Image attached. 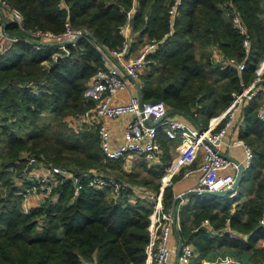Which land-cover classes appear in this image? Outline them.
<instances>
[{"label":"trees","instance_id":"obj_1","mask_svg":"<svg viewBox=\"0 0 264 264\" xmlns=\"http://www.w3.org/2000/svg\"><path fill=\"white\" fill-rule=\"evenodd\" d=\"M173 1L4 0L20 13L23 31L0 15L4 34L14 39L0 52V264H145L151 203L136 197L134 188L158 190L169 164L167 147L160 143L164 155L159 165L146 167L141 160L150 177L136 178L137 172H126L121 160H104L93 127L82 119L95 104L85 91L101 67L98 53L83 39L43 44L28 32L59 35L67 23L88 30L95 46L114 49L131 9L129 26L137 33L136 42L157 43L139 79L141 101H160L170 114L193 121L196 114V122L204 125L229 105L240 83H250L264 59V0H180L170 26ZM233 17L248 36L247 50ZM213 51L243 61L245 68L237 73L212 60ZM259 97L242 110L238 138L249 145L252 162L237 195L190 194L177 204L178 237L194 247L188 264L223 256L240 264H264V225L259 224L264 219V125L255 117ZM23 153L47 166L68 167L82 189L74 196L70 181L61 180L49 199L23 214L16 197L20 186L11 177L29 168ZM94 174L112 176L117 195L109 187H88L86 180ZM162 195L167 208L171 187H164ZM189 215L192 227L186 224ZM225 228L237 236H215Z\"/></svg>","mask_w":264,"mask_h":264},{"label":"built area","instance_id":"obj_2","mask_svg":"<svg viewBox=\"0 0 264 264\" xmlns=\"http://www.w3.org/2000/svg\"><path fill=\"white\" fill-rule=\"evenodd\" d=\"M180 0H174L168 8L169 25L176 12ZM62 7V5H59ZM5 13L18 29L22 30V19L20 13L9 7L4 0H0V12ZM131 9L126 11L124 24L118 29L122 36L119 47L103 50L95 46L91 40L90 33L86 29H71L67 23L59 35L46 31L28 32L39 43L51 44L60 40L83 39L94 47L99 56L101 67H99L89 79V88L85 95L91 97L95 104L92 109L85 112L82 119L93 125L100 153L104 160H122L124 158L139 157L149 166L159 164L161 155L160 139L163 138L174 143L175 157L167 168V176L161 180V186L157 192L134 188V194L138 198L145 199L151 203L148 214L147 232L149 243L145 249V264H168L171 248L170 237L174 227L178 234L176 224L178 206L173 204L176 196L169 207L163 208L162 194L164 187L170 184L172 176L180 174L181 179H192L194 181L192 191L221 192L230 190L235 176L236 166L222 153V149L240 147L242 152V164L244 169L250 167L252 152L246 143L237 139H230L226 143L223 138L227 131L236 124L237 113L258 94L263 93L264 79H256L248 85L240 83V91L232 94V100L223 111L221 126H203L191 119H185L178 114H170L164 103L144 102L139 96V79L146 66L147 56L157 49V43L145 42L134 53L131 54L130 44L132 39L130 33L129 19ZM238 34L242 36L241 46L247 50L249 45L248 36L237 17L232 19ZM2 26H0V37L5 38ZM8 37V36H6ZM11 41L13 38L8 37ZM212 60L233 67L237 73L245 68L243 61L234 58L223 59L220 54L213 51ZM37 92V91H36ZM196 119V114L192 115ZM256 119L264 125V98L258 102L255 113ZM125 118L120 135V141L112 145L111 133L108 122H114ZM147 122H156L149 125ZM25 164L31 166L25 173L27 181L16 182L20 186L21 212L27 214L32 207L38 206L50 198L52 190L57 187L61 180H68L72 185L73 195L76 196L82 189L79 178L67 169L47 166L42 161L23 153ZM13 168H9L12 171ZM21 172V173H22ZM26 184V186H25ZM90 188L109 187L114 195L119 192V186L112 179H106L100 174L91 175L86 180ZM19 195V193H18ZM229 196H235L231 190ZM33 202L30 206V202ZM179 203V202H178ZM205 222V221H204ZM264 225V219L259 221ZM207 233H211L210 226L202 223ZM229 237L237 235L228 228L215 232L220 237L223 233ZM179 251L177 255L178 264H188L194 256V247L191 243L179 240ZM209 264H240L234 262L230 257H220Z\"/></svg>","mask_w":264,"mask_h":264},{"label":"crops","instance_id":"obj_3","mask_svg":"<svg viewBox=\"0 0 264 264\" xmlns=\"http://www.w3.org/2000/svg\"><path fill=\"white\" fill-rule=\"evenodd\" d=\"M0 15H5V13H3L2 11L0 12ZM6 17V15H5ZM132 36V39H135L136 41L138 40V37H137V33L135 32H132L131 28H130V32H129ZM2 41H5V40H2ZM4 42H1L0 41V52L4 51L5 50V47H3L1 44H3ZM133 43H136L135 41H131V44H130V51L132 49V46H135ZM5 44V43H4ZM140 44V43H139ZM3 48H2V47ZM256 79H264V59L262 61H260L257 65V67L255 68L254 70V76L251 78L250 82H252L253 80H256ZM263 84V93L260 94V97L258 98V102L264 98V83ZM89 88V81L88 83L86 84V90ZM242 110L243 108L237 113L236 115V118H237V122L236 124H234L228 131L227 133L225 134L223 140L228 143L230 141V139H237V140H240L238 138V133H239V130L240 128L242 127V120H243V113H242ZM224 111V110H223ZM223 111L220 112L217 116H214L212 118H209L207 120V122L203 125V126H208V125H211V126H216V128L220 127L221 126V120H222V117H223ZM186 120L189 119L188 117H184ZM125 118H120L114 122H108V128L110 130V133H111V138H112V145H116L119 143L120 141V135H121V132H122V127H123V124L125 122ZM192 120V119H191ZM195 123H198L200 124L198 121L196 122L197 119H194ZM201 125V124H200ZM160 143L163 141L164 142V145L167 147V152H168V155L169 157H175V150H174V143H170L168 141H166L165 139L161 138L160 139ZM242 141V140H241ZM245 143V142H244ZM223 155L225 157H228V158H231V159H234V160H237V161H241L242 160V152H241V149L240 147H232V148H229V149H222L221 150ZM164 155V148L162 147L161 145V155H160V161H159V164L161 163V159ZM170 158L169 160V164L166 166L165 168V174L167 176L168 172H167V168L170 166V163L171 161L173 160V158ZM131 158H137V157H130L129 159ZM138 159L142 160L141 158L138 157ZM143 161V160H142ZM145 163V162H144ZM159 164H156V165H159ZM151 166H155V165H151ZM164 174V176H165ZM163 176V177H164ZM162 179V178H161ZM194 185V181L190 178L188 179H181L180 178V174H177V175H174L172 176L171 180H170V184L168 185L169 187H171V191H172V196H175V195H179L181 193H184L186 192L187 190H190ZM237 187L236 186L234 188V191L237 193ZM160 188V187H159ZM188 196V195H187ZM186 197V196H185ZM185 197L179 201V203H182V202H185ZM234 197V196H233ZM246 198V195L243 196V199ZM173 199V197H172ZM54 200V198H53ZM131 200V199H130ZM133 201V200H132ZM177 203V204H179ZM33 202L31 201L30 202V206H32ZM176 224L177 223V219H176ZM179 237H178V234H177V231H176V228L174 227V229L172 230V233H171V237H170V242H169V246H170V256H169V260H168V264H178L177 262V255H178V245H179ZM204 264H209L208 262H204Z\"/></svg>","mask_w":264,"mask_h":264},{"label":"rangeland","instance_id":"obj_4","mask_svg":"<svg viewBox=\"0 0 264 264\" xmlns=\"http://www.w3.org/2000/svg\"><path fill=\"white\" fill-rule=\"evenodd\" d=\"M5 38H2V37H0V41L1 42H4L3 44H1L3 47H5V49L10 45V43H11V40L8 38V37H6V36H4ZM2 40H5V41H2ZM136 42V41H135ZM140 43V44H139ZM139 43H133L135 46H132V49H131V54H134L141 46H142V44L143 43H145V39H142V42H139ZM1 46V47H2ZM2 47V48H3ZM57 56L58 55H54L53 56V60L55 59V58H57ZM43 64V66H45V67H47L48 66V64L46 63V62H43L42 63ZM144 72H145V69H144V71H143V73H142V75L144 74ZM94 106V105H93ZM93 107H91V108H89V109H87V110H85L83 113H82V116L84 115V113L85 112H87V111H89L90 109H92ZM87 125H89V126H92L93 127V125L92 124H90V123H87ZM93 129H94V127H93ZM94 131H95V129H94ZM95 134H96V132H95ZM171 157H172V155H171ZM171 157H169V160H170V158ZM173 157H174V155H173ZM172 157V158H173ZM122 161V167L126 170V172H131L132 171V173H135V172H137L136 174H137V176H136V178H142V177H146V176H149V175H147L146 173H144V171H143V169H144V167H142L141 165H140V162H141V160L140 159H138V158H131V159H129V158H124V159H122L121 160ZM146 165V167H150L147 163L145 164ZM29 166V165H28ZM51 166H55V167H59V168H63V169H67L68 170V167H66V166H61V165H51ZM31 166H29V168H30ZM28 168V169H29ZM261 174H264V157H263V162H262V166H261ZM22 171H25V169H23ZM22 171H20V173H18L17 175H12L11 177H12V182H14V185L15 184H17L16 182H18L19 180H23V181H27L26 179H25V173L26 172H22ZM22 172V173H21ZM150 177V176H149ZM164 177H166V174H165V176ZM164 177H162V179L164 178ZM109 178H111V179H113V180H115L112 176H109ZM161 179V180H162ZM137 180V179H136ZM161 180H160V183H159V187L161 186ZM116 181V180H115ZM16 186V185H15ZM25 186H26V184H25ZM16 187H18V186H16ZM134 187V186H133ZM159 187H158V189H159ZM20 189V188H19ZM146 190H148V191H150V192H157V191H154V190H152V189H146ZM20 192L21 191H17L16 192V197H17V199H19V203H20ZM18 193H19V195H18ZM3 195V189H1L0 188V196H2ZM237 195V193L235 192V196ZM163 196V195H162ZM234 196V197H235ZM231 197H233V196H231ZM131 200H133V198H131ZM146 202H148V201H146ZM183 203L184 202H182V203H179V205H183ZM163 205V204H162ZM178 205V206H179ZM20 206H21V203H20ZM163 208H165L164 206H163ZM177 219H178V212H177ZM205 221V222H204ZM192 216L191 215H189L188 216V218H187V221H186V224L189 226V227H192ZM202 223H206L208 226H210L209 225V223H208V221L207 220H203L202 222H201V224ZM200 224V225H201ZM211 227V226H210ZM224 257V256H223ZM229 257V256H228ZM218 259V258H217Z\"/></svg>","mask_w":264,"mask_h":264},{"label":"water","instance_id":"obj_5","mask_svg":"<svg viewBox=\"0 0 264 264\" xmlns=\"http://www.w3.org/2000/svg\"><path fill=\"white\" fill-rule=\"evenodd\" d=\"M77 39V38H75ZM149 125H154L156 122H147ZM228 160H230L235 166H236V176H235V179H234V182L230 188V190H225V191H221V192H203V191H199V192H196V191H192V190H187L186 192L184 193H181L179 194L178 196H176L173 200V204L174 205H177V203L182 200L185 196L187 195H190V194H208V195H216V196H223V195H226V194H229V192L231 190H234V188L238 185L241 177H242V174H243V171L245 170L242 166V164L237 161V160H234V159H231V158H228L226 157ZM179 247L180 245H178V251H179Z\"/></svg>","mask_w":264,"mask_h":264}]
</instances>
